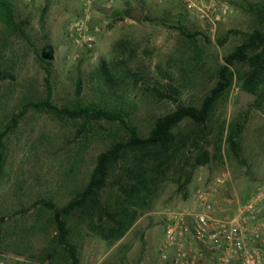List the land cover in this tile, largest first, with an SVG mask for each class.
<instances>
[{"label": "rangeland", "instance_id": "1", "mask_svg": "<svg viewBox=\"0 0 264 264\" xmlns=\"http://www.w3.org/2000/svg\"><path fill=\"white\" fill-rule=\"evenodd\" d=\"M8 1L15 28L0 18V260L71 264L64 244L52 251L59 241L55 211L83 188L97 155L128 131L118 122L74 120L35 107L46 98L47 75L53 105L116 109L146 136L157 118L181 106L200 107L225 57L248 34L264 31L258 16L264 0ZM133 8L144 12L140 22L128 18ZM75 24L84 37L95 36L91 47L74 42ZM46 46L49 63L40 60ZM104 69L112 83L105 84ZM231 70V87L203 127L209 162L192 169L193 149L177 155L159 177L148 209L114 244L73 214L68 240L79 264H167L159 255L165 212L188 206L199 189L214 191L218 206L233 207L264 183V83L242 110L237 93L248 65L236 63ZM233 123L244 126L236 152L226 142ZM198 129L189 119L177 128Z\"/></svg>", "mask_w": 264, "mask_h": 264}, {"label": "trees", "instance_id": "2", "mask_svg": "<svg viewBox=\"0 0 264 264\" xmlns=\"http://www.w3.org/2000/svg\"><path fill=\"white\" fill-rule=\"evenodd\" d=\"M258 16L264 25V4ZM0 18L8 27L15 28L13 9L8 0H0ZM43 50L51 52V48L47 46ZM40 60L49 63V60L42 55ZM224 61L225 64L219 69L215 86L199 108L181 106L157 118L146 136L139 135L134 127L127 125L121 112L116 109L83 104L73 107L53 105L51 103L52 88L47 75L46 98L35 107L44 108L55 115L74 120L118 122L128 131L126 138L112 142L106 150L97 155L86 184L72 200L55 211L59 241L52 248L54 253L64 244L71 264H79L76 250L68 240L71 226H68L67 220L72 218L73 214L78 213V224L85 223L86 227L102 240L114 244L127 233L139 215L148 209L159 177L165 174L177 155L184 149H193L192 169L209 162V153L201 145L204 140L207 141L208 136L203 127L209 120L217 101L231 87L233 80L231 67L236 63H247L248 71L244 77L240 78L243 90L256 94L258 88L264 83V31L254 30L248 34L243 42L225 57ZM111 75L104 69L102 78L105 84L112 83ZM1 77H3L2 74H0ZM185 119L191 120L199 129L189 133L177 130L178 125ZM243 127V124L233 123L228 130L226 142L235 152L236 139ZM2 137L3 135H0V174L4 163L1 150ZM190 178L191 173L185 182H188ZM46 206L54 208L52 204H46Z\"/></svg>", "mask_w": 264, "mask_h": 264}, {"label": "built area", "instance_id": "3", "mask_svg": "<svg viewBox=\"0 0 264 264\" xmlns=\"http://www.w3.org/2000/svg\"><path fill=\"white\" fill-rule=\"evenodd\" d=\"M82 1L90 5L96 0ZM201 12L214 23L207 12ZM74 27V42L91 47L95 36L85 38L79 24ZM163 225L159 255L167 264H264V183L229 208L218 206L214 191L199 189L188 206L165 212ZM0 264L5 263L0 260Z\"/></svg>", "mask_w": 264, "mask_h": 264}, {"label": "water", "instance_id": "4", "mask_svg": "<svg viewBox=\"0 0 264 264\" xmlns=\"http://www.w3.org/2000/svg\"><path fill=\"white\" fill-rule=\"evenodd\" d=\"M143 14L144 12L141 9L133 8L128 11L127 16L128 18L137 23L142 20ZM42 56L43 58L50 60L52 59V51L49 52L44 50ZM237 96L239 105L241 106L242 110L247 109L249 105H251L255 101V95L246 90H239Z\"/></svg>", "mask_w": 264, "mask_h": 264}, {"label": "flooded vegetation", "instance_id": "5", "mask_svg": "<svg viewBox=\"0 0 264 264\" xmlns=\"http://www.w3.org/2000/svg\"><path fill=\"white\" fill-rule=\"evenodd\" d=\"M250 106V105H249Z\"/></svg>", "mask_w": 264, "mask_h": 264}]
</instances>
